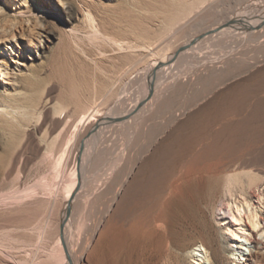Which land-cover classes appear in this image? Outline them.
Wrapping results in <instances>:
<instances>
[{"label": "rangeland", "instance_id": "374dc122", "mask_svg": "<svg viewBox=\"0 0 264 264\" xmlns=\"http://www.w3.org/2000/svg\"><path fill=\"white\" fill-rule=\"evenodd\" d=\"M59 1L64 3L63 10H61ZM186 5L183 3L182 6ZM177 8H180L177 5V0H0L1 24L7 28L10 27L15 34L13 39L10 36V30H6L5 33L9 38L0 40V59L2 60L0 65L11 71L13 65L18 64V71L12 72L16 78V91L11 92L10 95L17 96L15 105L18 107L27 105L22 108L27 112L31 111L33 105L40 111L44 107V111H41L40 114L41 117L38 113L29 121L31 123H27V125L34 123V125L23 128L15 125V121L11 122L9 116L1 117L0 114V232L2 229L7 230L6 232L10 236L9 243L22 249L10 251L16 260L29 261L32 259V254L35 257H41L44 255V251H41L40 246L48 248L56 243L60 208L67 195L65 191H68L74 178L73 171L75 169L72 167L74 165L72 163H74L77 153L76 139L86 128L84 121L88 115H91V119L94 117L92 115L110 109L118 100L125 98L128 99L127 103H130L132 97L137 95L138 85L127 87V84L131 80L133 69L140 66L141 61L134 57L121 56V54L112 51L108 44L113 43L112 45H114L116 39L149 42L152 44V48L169 43L174 39L173 30L166 29L165 20ZM89 15L94 20L92 25L103 32L104 36L91 28V24L88 22ZM126 23L132 25L136 35L127 36V34L119 32V28L127 26ZM0 31L3 30L0 29ZM137 51L142 50L138 49ZM188 71L184 72L190 74ZM4 95L6 94L3 92L0 74V111ZM215 100L213 105L207 107L208 109L200 107L193 117H190L192 121L190 119L185 121L184 128L182 127L175 135H172L174 137H171L170 143H167L169 149L164 146L163 152L162 149L158 151L159 160L156 157L154 162H150L153 163L152 168H148L150 163L146 166L144 177L135 189L146 185L148 180L156 178V175L165 169V162L179 158L183 151L181 147L183 148L187 141L197 135H200L201 139L209 137L208 140L206 139L207 141L216 140L218 145L225 143L228 157L232 155L231 159L228 158L225 160L226 162L224 161L226 170L231 173L234 167L238 168V171L229 174V177L237 175L245 181L246 175L250 174L257 177V184L250 189L245 188L244 191L239 185L233 184L228 187L230 189L227 191L225 179L209 180L202 189L197 191L198 193L196 192V196L194 195L191 202L193 207L186 210L185 215H182V219H179L178 223L184 226L191 236L198 232L210 235L214 240L222 241L225 257L231 258L229 239L224 235L227 228L234 230L244 228L243 236L250 237L252 232L257 240L264 241V67L257 68L233 81L228 91ZM44 101H47V105ZM53 109H55L56 115L53 113ZM65 109L67 113L63 111ZM70 111H73L74 116L72 114L70 116ZM202 114L205 116L203 117ZM195 116L197 117L195 118ZM207 119H210L211 122L209 120V123L206 122ZM193 127L197 128L196 131L198 130L200 134L193 131L195 130ZM80 128L81 130H79ZM201 128L204 129V133L202 130L200 131ZM46 130H50L49 141L54 142L57 139L55 142H58L52 146L51 161L48 160L46 154L49 143L46 144L43 141ZM115 131H118V134ZM121 133L116 127L107 128L102 140L95 144L96 153L109 149L108 159L125 156L130 139H127L129 137L127 134ZM123 134L127 136L125 139ZM177 134L182 143L178 140ZM55 135L57 138L54 139ZM184 138H187V141ZM183 143L184 145H182ZM173 151L174 154L170 153ZM175 153L179 155H175ZM161 162L164 167L159 165ZM119 164L122 166V162ZM98 170V166H95L90 168L86 174L87 185L82 192L81 202L79 200V204L72 214V221L76 225L78 222L85 221L91 199L104 190L106 174L109 171L98 178L97 174L100 173ZM153 171L154 173H152ZM145 172L147 173L145 174ZM36 182L42 183L43 186L35 187ZM18 188L20 191L10 192ZM135 189L126 197V204L132 201ZM244 198L250 209L245 206L246 204L244 205ZM220 203L226 206L228 213L234 215V219L227 214V219L219 222L212 215V210L219 207ZM251 210L256 211L259 215V226L255 229L249 218ZM210 223L213 225L212 228ZM76 225H74L75 228ZM49 228L50 230L46 232L45 230ZM73 231L77 232L76 229ZM46 233L49 234L46 236ZM49 236L50 238H48ZM237 240L245 245L243 246L244 256H241L243 253L238 254L242 259L248 253L246 247H249V244L245 242L244 238ZM29 241L31 243L33 241V245L31 244L33 248L31 245L29 246ZM35 243L40 246L37 245L39 246L37 247ZM34 246L37 247L36 250ZM28 247L29 250H27ZM178 248H180L178 245L170 247L165 252L163 251L159 257L154 258L150 264L198 263L191 258V255L181 257ZM25 251L26 253L31 251L29 253L31 257ZM196 254L200 255L201 259L207 263L205 254L198 252ZM1 259L0 264H14L10 260ZM48 264L50 263L48 262ZM219 264L224 263L221 261Z\"/></svg>", "mask_w": 264, "mask_h": 264}, {"label": "bare ground", "instance_id": "6f19581e", "mask_svg": "<svg viewBox=\"0 0 264 264\" xmlns=\"http://www.w3.org/2000/svg\"><path fill=\"white\" fill-rule=\"evenodd\" d=\"M183 3L187 5L182 6ZM59 5L63 10L64 3L61 1ZM177 5L180 8L167 16L165 20L166 29L168 31L173 30L174 39L169 43L152 48V44L149 42L116 39L114 45H112L113 43L108 44L112 51L121 54V56L134 57L141 61V65L133 69L131 80L127 84V87H132L134 84L138 85L137 95L132 97L130 103H127L128 99H120L107 111L94 114L91 119V115H88V118L84 119L86 128H82L84 131L82 130L76 139L77 153L75 161L72 163L74 164L72 167L75 169L73 171L74 178L68 191H65L67 195L65 194V200L60 208L55 245L48 247L46 242L44 245L48 248H43L35 243L36 246H40L37 247L42 249L41 251H44V255L35 257L32 254L31 257L29 255L31 251L29 253L25 251L32 259L26 255L30 259L29 261H19V259L17 261L12 253L10 254V251L22 249L9 243V233L2 229L3 231L0 232V259L10 260L14 264H48V262L50 264H150L163 251L178 245L180 247L178 248L179 255L181 257L191 255V258L198 262L197 264H219L221 261L224 264L264 263V241L257 240L252 232L250 237L243 236L244 228L226 229L224 235L229 239L230 258L224 255L225 248L222 241L214 240L210 235L198 232L191 236L188 230L178 223V220L182 219V215H185L186 210L192 206L191 202L196 192L202 189L209 180L223 178L227 186L225 188L228 189L231 185L236 184L243 191L245 188L250 189L257 184V177L250 174L246 175L245 181L237 175L229 177V174H234L238 168L234 167L231 170L233 173L226 170L224 161L228 158L231 159L232 155L228 157L225 143L218 145L216 140L207 141L209 139L207 136L204 137L207 140L201 139L197 133V136L189 141L184 138L188 143L182 144L184 145L183 148L181 147L182 155L180 154L179 158L165 162V169L156 175V178L148 180L146 185L135 189L144 177L146 166L150 162H154L153 160L158 156L159 150L164 151V146L169 149L167 143H170L171 137H174L172 135L182 129L185 121L193 117L200 107L208 109L207 107L216 101L215 99L228 91L233 81L257 68L264 67V0H177ZM88 19L91 28L103 35V32L92 25L94 20L90 15ZM129 23L131 22L129 21ZM0 29L3 30L0 31V40L9 38L5 33L6 30H10V36L15 38L10 27L3 26L1 21ZM119 32L127 34V36L136 35L130 24H127L125 28H119ZM104 45H106L105 42ZM138 49L142 51H137ZM187 70L190 71H188L190 74L184 72ZM14 71H18L17 63L13 65L11 71L0 65L3 92L6 94L1 101L0 114L1 117L9 116L10 121H15L14 124L21 128L28 127L34 125L33 122V124L27 125L33 116L39 113V117H41L40 114L41 111H44V107L40 111L33 105L31 111L27 112L22 109L27 105L24 107L22 104V107L15 105L17 96L10 95L11 92L16 91V78L14 74L12 75ZM124 88L126 89V87ZM46 102L45 105H47ZM59 103L57 104L59 105ZM63 111L66 112V109ZM63 111L61 112L63 113ZM78 111L81 112V110ZM222 112L221 114L224 113ZM206 113L208 112L206 111ZM72 115L74 116V113ZM68 118L70 119V117ZM210 119H207L206 122ZM193 121L195 123V120ZM193 124L192 126L195 125ZM82 125L84 126V124ZM187 125L185 124V128ZM109 127H116L130 137L123 134L125 135L124 139L125 137L130 139L125 156L108 159L109 149L96 153L95 144L102 140L105 130ZM75 131L79 133L77 130ZM203 131L204 129L202 133H204ZM115 132L118 134V131ZM196 132L200 134L198 130ZM53 137L55 139L56 135ZM65 137L67 136L65 135ZM49 139L50 130H46L43 141L46 144L49 143L46 154L48 160L51 161L52 146L58 142H55L57 139L54 142H50ZM178 140L180 141L179 136ZM62 148L64 147L62 146ZM181 149L179 148V150ZM170 153L174 154V151ZM121 162L122 166L119 164ZM152 164L150 163L148 168ZM160 164L162 165V162ZM95 166H98L100 172L97 174L98 178L109 171L106 174L104 190L91 199L85 221L78 222L76 225L72 221L73 210L79 204L82 192L87 185L86 174L90 168ZM34 186L40 188L43 184L36 182ZM134 189L135 195L133 199L131 198L132 201L126 204V197ZM18 191L20 188L10 192L16 193ZM128 198L130 199V197ZM243 202L250 209L245 198ZM252 210L249 211V218L252 227L255 229L259 226V215ZM228 212L226 206L220 203L219 207L212 210L211 213L221 222L227 219V214L231 218H235L233 214ZM210 226L212 228V223ZM50 228L45 231H49ZM73 229H76L77 232H74ZM239 238H244L245 242L249 244V247H246L248 253L242 259L238 254L243 253L241 256H244L243 246L245 245L237 240ZM49 243L52 242L49 241ZM31 244L33 245V241L30 242L29 246ZM37 247L34 246V249L36 250ZM29 249L28 247L27 250ZM197 252L206 255L207 263L201 259L200 255L196 254ZM235 259L237 261H234ZM243 261L245 262L243 263Z\"/></svg>", "mask_w": 264, "mask_h": 264}]
</instances>
